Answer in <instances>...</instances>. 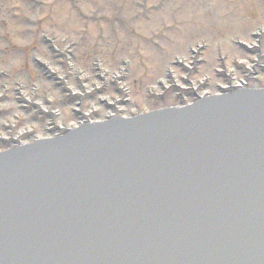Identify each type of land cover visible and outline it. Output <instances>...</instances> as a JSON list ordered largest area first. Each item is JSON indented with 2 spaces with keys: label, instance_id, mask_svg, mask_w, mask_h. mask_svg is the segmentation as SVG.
Masks as SVG:
<instances>
[{
  "label": "rangeland",
  "instance_id": "374dc122",
  "mask_svg": "<svg viewBox=\"0 0 264 264\" xmlns=\"http://www.w3.org/2000/svg\"><path fill=\"white\" fill-rule=\"evenodd\" d=\"M94 58L130 64L128 96ZM242 83L264 89V0H0V152L78 115L178 108Z\"/></svg>",
  "mask_w": 264,
  "mask_h": 264
},
{
  "label": "water",
  "instance_id": "95a60500",
  "mask_svg": "<svg viewBox=\"0 0 264 264\" xmlns=\"http://www.w3.org/2000/svg\"><path fill=\"white\" fill-rule=\"evenodd\" d=\"M118 126L120 127L109 130L106 127L92 129L99 130L101 134L77 131L52 145L24 148L18 150V153L11 152L0 157V236L5 235L22 251L38 247L37 255L41 251L39 249L45 245L54 246V241L58 240L54 238L55 235L66 232L73 237L74 233H78L80 239L95 245L97 243L95 240L98 239L96 224L83 229L82 226L86 222L74 219V213L78 207L77 199L81 197L82 190L80 194L70 188L79 183L83 188L98 186L97 184L100 185V190L104 188L100 182H96L98 180L94 178L91 180L90 174L77 173L72 178L70 173L74 174L72 170L75 167L83 169L81 170L83 172L89 168L100 169L108 165L107 162L110 161V164L103 168L104 172L125 177V172L131 168V165L123 161H126L128 157H143L149 161L135 166L139 174H148V171L143 168L150 164L151 167L146 168L159 171L163 165L170 174L173 196L168 199L173 203L166 201L164 196H160L159 194H165V191L160 190H156L158 191L156 196L138 195L128 202L121 200L124 204L123 214L139 223L134 237H129L125 242L121 237L119 241L122 244L120 252L130 260L136 243L143 239L142 229L155 228L152 222H161L157 224L165 229H170L171 225L175 227L174 229H184L190 225L189 221L185 220L188 219V213L184 209L186 200H191V204L196 201L219 204L214 210V214H217L219 219L216 226L222 232L228 231L229 224L223 218V215L227 213V205L224 203L227 202L226 198L221 197L217 200L214 193L226 192L229 184L227 181H219V183L217 181L215 191L201 197L209 185H201L199 182V178L218 176L219 166H231V162L227 161L228 166L223 162L224 157L236 155L238 165H241L244 160L264 171V92L207 99L181 113L151 115L131 125L121 122ZM88 134L91 136L87 137ZM216 157L221 158L222 164L216 162ZM103 163L105 164L101 166ZM183 168L193 174L184 181L180 175ZM197 168L212 173H206L207 177H203L197 172ZM66 181H70L69 184ZM236 182L235 186L240 187L234 189L231 195L233 197L237 198L248 187L251 186L252 189L253 185H260V187L256 186L249 190L248 195L253 194L257 197L264 193V173L262 177L243 180L238 178ZM53 183L54 190L62 188V191L57 198L49 200V217L42 216L39 221L32 217L28 221L30 227L26 229L23 223L24 217H18L25 199V195L21 192L32 188L46 192ZM120 186L122 187L119 189L120 192L128 190L125 183L124 185L121 183ZM139 188L141 194L146 192L147 188L143 189L142 185ZM262 205H259V209L264 211ZM144 218L147 226L140 224ZM106 219L109 218L97 220L104 225L103 236L109 229L107 227L113 230H119L120 227L116 224L118 219L110 223H107ZM15 220L18 222L17 225L13 224ZM10 230H13V236H10ZM13 244L6 247H13ZM103 245L107 243L92 250L93 253L89 255V259L95 255L107 253L103 250ZM115 246H117L116 243ZM0 251L2 252L1 246ZM20 255L24 258L31 254L26 252L25 256ZM77 259L74 257L64 264H80L76 261Z\"/></svg>",
  "mask_w": 264,
  "mask_h": 264
}]
</instances>
